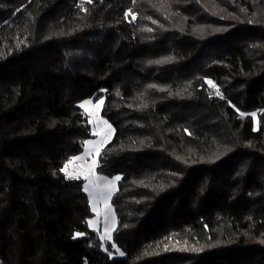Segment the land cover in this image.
I'll return each instance as SVG.
<instances>
[{
    "label": "trees",
    "instance_id": "trees-1",
    "mask_svg": "<svg viewBox=\"0 0 264 264\" xmlns=\"http://www.w3.org/2000/svg\"><path fill=\"white\" fill-rule=\"evenodd\" d=\"M0 264H264V0H0Z\"/></svg>",
    "mask_w": 264,
    "mask_h": 264
},
{
    "label": "rangeland",
    "instance_id": "rangeland-1",
    "mask_svg": "<svg viewBox=\"0 0 264 264\" xmlns=\"http://www.w3.org/2000/svg\"><path fill=\"white\" fill-rule=\"evenodd\" d=\"M102 100H86L79 107L89 116L92 125L94 140L86 142L84 153L67 165L66 174L72 177H84L86 184L84 191L88 196L89 207L93 214L87 223L89 228L96 231L105 242L111 241V234L116 226L114 209L110 205L111 196L116 190L117 177L110 179L94 174L95 162L98 151L112 138L113 128L100 117ZM249 116L257 126L256 112H250Z\"/></svg>",
    "mask_w": 264,
    "mask_h": 264
},
{
    "label": "snow or ice",
    "instance_id": "snow-or-ice-1",
    "mask_svg": "<svg viewBox=\"0 0 264 264\" xmlns=\"http://www.w3.org/2000/svg\"><path fill=\"white\" fill-rule=\"evenodd\" d=\"M209 83H210V82H209ZM116 179H119V177H117ZM77 235H81V234L78 233Z\"/></svg>",
    "mask_w": 264,
    "mask_h": 264
}]
</instances>
